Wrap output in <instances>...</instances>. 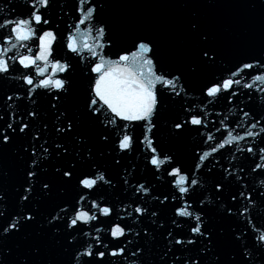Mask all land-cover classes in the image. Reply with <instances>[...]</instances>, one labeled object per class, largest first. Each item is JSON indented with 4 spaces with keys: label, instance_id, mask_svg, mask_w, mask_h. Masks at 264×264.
<instances>
[{
    "label": "snow or ice",
    "instance_id": "obj_1",
    "mask_svg": "<svg viewBox=\"0 0 264 264\" xmlns=\"http://www.w3.org/2000/svg\"><path fill=\"white\" fill-rule=\"evenodd\" d=\"M8 3L0 264H264V48L215 72L196 0L176 63L121 46L106 0Z\"/></svg>",
    "mask_w": 264,
    "mask_h": 264
},
{
    "label": "water",
    "instance_id": "obj_2",
    "mask_svg": "<svg viewBox=\"0 0 264 264\" xmlns=\"http://www.w3.org/2000/svg\"><path fill=\"white\" fill-rule=\"evenodd\" d=\"M100 20L107 21L119 36L123 47H131L137 36L155 39L160 54L168 63H176L186 54L182 40L181 22L189 14L188 0H106ZM201 17L213 28L217 41L225 50V61L215 72L232 67L242 59L258 54L264 48V9L261 0H196ZM18 11H23V0H11ZM256 3L257 7H251ZM7 15L11 7L8 0H0ZM16 15V13H13ZM113 49L112 51H116ZM198 94H191L195 99ZM257 110H264L258 99ZM162 139L167 142L166 137ZM193 133L188 138L189 147L199 142Z\"/></svg>",
    "mask_w": 264,
    "mask_h": 264
}]
</instances>
